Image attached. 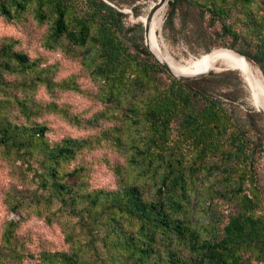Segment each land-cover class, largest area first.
<instances>
[{"label":"trees","instance_id":"16d2710c","mask_svg":"<svg viewBox=\"0 0 264 264\" xmlns=\"http://www.w3.org/2000/svg\"><path fill=\"white\" fill-rule=\"evenodd\" d=\"M131 3L0 0L7 21L32 16L49 23L44 46L82 56L98 86L84 90L76 76L57 80L58 67L17 49L13 39L0 42V152L26 165L36 183L29 200L10 202L49 224L63 223L69 243L68 250L39 251L41 264H264V115L237 103L245 83L238 70L195 79L170 73L146 45L144 25L126 26L120 9ZM169 5L167 27L181 16L183 31L203 40L206 53L228 46L264 75V0ZM218 23L222 32L210 31ZM41 86L52 96L85 93L104 107L85 122L65 105L38 99ZM47 112L80 125L113 124L52 140L51 128L38 120ZM103 142L125 156L110 164L117 176L112 188L92 186L90 168L77 162ZM18 226L14 220L5 226L0 264L30 253Z\"/></svg>","mask_w":264,"mask_h":264},{"label":"rangeland","instance_id":"374dc122","mask_svg":"<svg viewBox=\"0 0 264 264\" xmlns=\"http://www.w3.org/2000/svg\"><path fill=\"white\" fill-rule=\"evenodd\" d=\"M130 1L131 4H123L120 9L127 14L124 18L127 27L141 23L140 19L147 16L150 7L160 0ZM169 2L170 0L167 3L164 24L161 30L164 44L178 60L184 61L193 56L206 55L205 42L198 39L196 34L188 32L189 29L183 31L181 16L175 19L174 28L166 26L170 10ZM113 5L118 7L114 3ZM49 26V23L40 25L32 16L21 22L7 21L0 16V42L13 39L16 42L15 47L17 49L27 52L34 58L42 57L44 65L58 67L55 69L57 80L76 76L82 89L96 91L98 86L83 63L82 56L74 57L60 48L49 49L44 46V36L49 30ZM209 29L212 32H222L219 23ZM217 40L216 44H220V39ZM227 42L229 43L231 40L228 39ZM219 47L228 48V46L219 45L214 46L212 49H221ZM212 71L220 72L221 70ZM243 79L245 83L238 86L241 97L237 103L244 111L252 107L257 109L253 103L252 89L244 77ZM37 98L45 104L54 101L60 106L65 105L73 115L79 116L85 122L104 107L101 101L75 90L59 91L56 96H52L45 87L41 86L37 91ZM38 120L45 122L51 128L49 136L52 140H60L65 136L85 137L99 133L102 128L113 124V121L102 120L99 126H92L89 123L80 125L55 112H47L38 117ZM262 124L264 132V122ZM77 162H84L90 168L92 186L112 188L117 185V176L110 164L125 162V156L111 143L103 142L99 146L84 151L78 157ZM33 167L40 168V164L33 162ZM259 171L264 181V149L259 160ZM32 176L33 173L26 169V165L23 167L19 161L9 160L0 152V246L7 222L14 220L19 222L16 229L18 237L24 242L26 250L30 252L29 254L25 253L22 261H17V264H41L39 251L68 250L69 248V243L65 239V226L63 223L56 219L49 224L44 216L33 213L31 209L25 206L13 208L16 200L20 198L29 200L31 198L32 189L36 186Z\"/></svg>","mask_w":264,"mask_h":264},{"label":"bare ground","instance_id":"6f19581e","mask_svg":"<svg viewBox=\"0 0 264 264\" xmlns=\"http://www.w3.org/2000/svg\"><path fill=\"white\" fill-rule=\"evenodd\" d=\"M159 2H161L159 4ZM154 3L150 9L157 5V9L151 19L148 15L141 18L140 22L149 26L145 34L146 43L153 53L171 70L180 76H197L211 70H222L224 68H236L246 79L252 89L253 103L256 107L264 109V76L262 70L238 51L231 48H221L207 53L201 57H191L187 60H178L167 48L162 40L161 30L164 24L168 0H160Z\"/></svg>","mask_w":264,"mask_h":264},{"label":"water","instance_id":"95a60500","mask_svg":"<svg viewBox=\"0 0 264 264\" xmlns=\"http://www.w3.org/2000/svg\"><path fill=\"white\" fill-rule=\"evenodd\" d=\"M161 2H159V4H160ZM158 5V4H157ZM157 5H155V6H153L151 9H150V11H149V13H148V19H151L152 17H153V15H154V12L156 11V9H157ZM148 30H149V26L147 25V26H145V34L148 32ZM147 44V43H146ZM147 46L149 47V49H150V51L153 53V51L151 50V48H150V46L147 44ZM219 48H221V47H219ZM229 48V47H228ZM232 49V48H231ZM213 50V49H212ZM211 51V50H210ZM240 53V52H239ZM241 54V53H240ZM153 55L156 57V55L153 53ZM243 55V54H242ZM243 57H246L245 55H243ZM157 58V57H156ZM247 58V57H246ZM158 59V58H157ZM248 59V58H247ZM158 61L170 72V73H172L174 76H176V77H178V78H180V79H195V78H200V77H203V76H206V75H208L211 71H207V72H204V73H201V74H199V75H197V76H180V75H177V74H175L172 70H171V68L167 65V64H165V63H163L160 59H158ZM230 69H232V70H237L236 68H230V67H227V68H224V69H222L221 71H223V70H230ZM257 110L259 111V112H261L263 115H264V109L262 108V107H260V106H258L257 107Z\"/></svg>","mask_w":264,"mask_h":264}]
</instances>
